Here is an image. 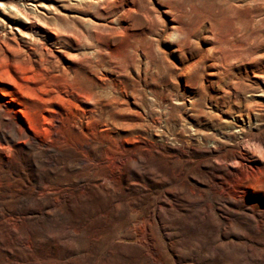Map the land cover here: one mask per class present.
I'll use <instances>...</instances> for the list:
<instances>
[{
	"label": "rangeland",
	"instance_id": "obj_1",
	"mask_svg": "<svg viewBox=\"0 0 264 264\" xmlns=\"http://www.w3.org/2000/svg\"><path fill=\"white\" fill-rule=\"evenodd\" d=\"M0 111V264H264V0H0Z\"/></svg>",
	"mask_w": 264,
	"mask_h": 264
},
{
	"label": "bare ground",
	"instance_id": "obj_2",
	"mask_svg": "<svg viewBox=\"0 0 264 264\" xmlns=\"http://www.w3.org/2000/svg\"><path fill=\"white\" fill-rule=\"evenodd\" d=\"M15 7V10L16 11H18V12H20V10H19V8H18V6H14ZM21 13V12H20ZM23 13V12H22ZM23 18V17H22ZM26 18V21H27V23L29 24V26L30 27H32L31 29H37V30H39V28H40V24H39V22H37V20L35 19V18H28V17H25ZM35 29H34V31H35ZM19 31L20 32H24L23 31V29L21 30V29H19ZM48 33H50V31H47ZM33 39V38H32ZM6 48H9L7 45H6ZM31 48H34V47H31ZM30 52H32L31 50H28V52H26V56H28L29 58L31 57V53ZM3 53H4V50H3ZM48 53H50L51 54V49L49 50H47L46 51V53L45 52H41L40 53V55H39V57H37L38 59H34V60H36V61H41L43 64H44V69H45V72H49V68L51 67V65L50 64H52L49 60H48V58L46 57V54H48ZM5 54V53H4ZM50 66V67H49ZM70 68V66L69 65H65V67H63V68H65V71L63 70V72H61V73H63V74H67L68 73V70L66 69V68ZM74 68H72V70H73ZM78 69V68H77ZM75 70V69H74ZM76 71V70H75ZM74 72V71H73ZM77 79V78H76ZM0 113H1V111H0ZM7 124H8V127H9V125L11 124V123H9V122H7ZM87 160H85V159H79V162H86Z\"/></svg>",
	"mask_w": 264,
	"mask_h": 264
}]
</instances>
